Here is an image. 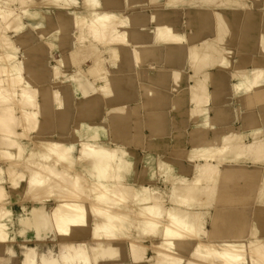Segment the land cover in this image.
Here are the masks:
<instances>
[{"label":"bare ground","instance_id":"obj_1","mask_svg":"<svg viewBox=\"0 0 264 264\" xmlns=\"http://www.w3.org/2000/svg\"><path fill=\"white\" fill-rule=\"evenodd\" d=\"M148 2L151 13L138 11ZM180 8L189 30L176 24ZM254 10L246 0H0V246L17 221L10 203L20 202L19 234L61 243L40 264H264V8ZM99 47L119 59L118 72L103 77L96 58L89 72L106 80L75 81L70 68ZM144 67L152 73L142 83ZM212 67H230L234 82ZM229 87L239 127L222 102ZM170 111L188 115L191 131L172 130ZM141 126L151 134L139 160ZM172 146L176 158L163 159ZM158 174L170 185L167 207L165 192L146 185ZM39 257L26 247L23 263Z\"/></svg>","mask_w":264,"mask_h":264},{"label":"crops","instance_id":"obj_2","mask_svg":"<svg viewBox=\"0 0 264 264\" xmlns=\"http://www.w3.org/2000/svg\"><path fill=\"white\" fill-rule=\"evenodd\" d=\"M247 1V4L248 6L251 8V9H255L254 11L258 12L260 9L264 8V0H246ZM250 2V3H249ZM256 4H255V3ZM150 2L146 3V6H145V9L144 8H139L138 11H140L141 13H146V14H149L151 13V3L149 4ZM261 3V4H260ZM217 12H222L223 9L221 7H216L215 8ZM51 12H55L56 10L55 9H50ZM178 12H181L182 11V14H183V17H184V20L181 21V19H176V24L178 25H181V28L183 30H189L186 26V21H187V16H186V12H187V9L185 8H180L177 10ZM181 21V22H180ZM150 26H153V23H149ZM216 33V31L214 30V32H210L206 37H211V36H214ZM227 47H233L234 49H236L235 46H232L230 44H226ZM70 47H69V51H70ZM62 54V52H55L52 57L54 58L55 56V59L52 58V62L53 60L56 61V59ZM248 54V53H247ZM113 55V56H112ZM249 55H252V53H249ZM239 54L237 51H234L233 54H230V60L232 63L236 62L238 59H239ZM96 58H102L105 60V72L108 71V74H103V77H110L111 74L113 73H116L118 72V67H119V59H117L116 57H114V54L111 53V52H107L106 50L104 51V48H98L97 51L95 53H86L84 54V56L82 57V55L80 56V59L78 60V63L77 64H74L71 68H70V71L75 74L78 79L83 77L86 81H90L92 82L93 84H96V85H100L101 83H103L106 78L104 79H101V78H95V76L91 75L90 72H89V69L91 68V66L95 63L94 60ZM90 59V60H89ZM108 65V66H107ZM151 68L150 67H144L142 70H141V73L139 74V81L140 82H148V75L150 73V70ZM183 71L185 72L186 74V79H185V86H189L191 85L192 83V80H191V75H192V70L189 66V64H186L182 67ZM191 71V72H190ZM210 71L213 72V73H223L225 74L226 76H228L227 78V81H228V84H231L233 81V78L231 77L230 73H231V68H219V67H212L210 68ZM84 73V74H83ZM152 73V72H151ZM150 73V75H151ZM210 89H213L212 86H210ZM171 95L174 94L173 92H169ZM223 99V104L224 105H227L229 106L231 103H234V101L236 99H238V97L236 95H233L232 93V90H231V87L228 88L227 92L223 95L222 97ZM135 103V102H134ZM188 109L191 107V103H188L187 106ZM108 108V105L105 106V109ZM169 119H171V122H170V128H174L172 130H175V126L176 124L174 123L175 121V117L177 119V122H178V128H186L188 126H190V123H194V121L188 116V115H177L174 111H170L169 112ZM144 118V119H143ZM143 120H146L147 119V116L145 114H143V117H142ZM189 120V121H188ZM98 122H101V120L99 119ZM190 122V123H189ZM229 123L233 124L234 121L230 119ZM239 127V126H238ZM144 128H147V130L149 131V133L151 134V131L148 127H143ZM135 149L137 147V145L133 146ZM143 147V148H142ZM138 148V147H137ZM138 150V149H136ZM141 152H143L144 154L141 156V158L145 155V153L148 151V149L146 148V145H142L141 148L139 149ZM170 150V149H169ZM168 150V151H169ZM165 155V154H164ZM164 155H162L164 157ZM168 159H171V158H168ZM184 163V165H186L187 167H189V169H191V162L189 159H186V160H183L182 161ZM186 163V164H185ZM248 166H250L251 168H253V165L252 164H249ZM189 171V170H188ZM51 204V203H50ZM49 203L47 204V207L49 209ZM29 207H31V205L29 204ZM219 207H222V205H219ZM230 207V204L227 205L225 207V209H229ZM248 208V207H247ZM216 209L217 207H212L210 208V216L208 217V229H212L213 226H212V223L211 222V217L212 215L216 212ZM243 209V207H242ZM249 209V208H248ZM253 209V208H252ZM252 209H249V213L251 214V210ZM13 211H14V214H13V218L16 221V223L13 225V227L11 228V242H6V244L4 246H0V250H2V252L0 253V258H3L5 255L6 258H10L11 261H10V264H24L23 263V259H24V251L26 249V247H37L38 248V251L40 253V257L38 259L39 261V264L41 263L42 261V257L41 255H44V256H49L51 254L53 255H56V256H59L60 255V251H61V243L58 241L55 233H51L49 236H46L45 238L43 239H38L37 238V235H36V232L35 230L33 229H30V230H27L25 234H19V224H18V217L20 214H22L24 211H22L21 213L19 212H16L13 208ZM16 242V243H15ZM86 242L88 243V248L90 249L91 246H92V241L90 238H88V240H86ZM149 242V241H148ZM16 244V245H15ZM13 248L15 250V252H18L14 255H12L14 258H12L11 254H9L8 252L6 253V249L8 248ZM150 253H148L150 256L153 255V251L150 250L149 251ZM3 256V257H2ZM4 257V258H5ZM130 257L127 256L126 259L124 260V264H130ZM101 264H112L111 261H102ZM144 264H149L148 262H144Z\"/></svg>","mask_w":264,"mask_h":264},{"label":"rangeland","instance_id":"obj_3","mask_svg":"<svg viewBox=\"0 0 264 264\" xmlns=\"http://www.w3.org/2000/svg\"><path fill=\"white\" fill-rule=\"evenodd\" d=\"M183 14H182V11L181 12H177L176 13V19H181V21H183L184 20V17L182 16ZM180 21V22H181ZM179 25V24H178ZM180 27H181V25H179ZM11 34V33H10ZM11 35H13V34H11ZM38 35H39V32H38V30H34V32L31 34V37H32V39H33V41H35V42H37V40H38ZM14 37H15V35H13ZM13 37V38H14ZM16 38V37H15ZM23 47L21 46V48H20V57H22L23 56ZM61 54V53H60ZM52 55H48V54H45L44 55V61H43V64H44V66H45V68H47V69H50L51 67H52V64L53 63H55L56 61L55 60H53V62H52ZM53 59H55V56H54V58ZM48 71H50V70H47V72ZM105 74H108V71H106L105 72ZM107 77V76H106ZM78 80V77H77V79H75V81H77ZM235 104V105H234ZM239 105H240V99L238 98V99H236V101H234V103H231L229 106L232 108V114H231V120H233L234 121V123H233V125H235L236 127H238V126H240L241 125V119H240V111H239ZM237 107V108H236ZM143 115V114H142ZM143 117V116H142ZM144 119V118H143ZM72 121L73 120H71L70 122H69V125L71 126L73 123H72ZM236 122V123H235ZM193 126H194V123H190V126H188V127H186V130L189 132V131H191V129L193 128ZM143 126H141L140 128L142 129V131L144 132V139H143V141H142V143H139L138 145H137V147H136V149H138L137 150V152H138V158H139V160H141V156L144 154L143 152H141L139 149L141 148V146L142 145H145L148 141H149V139H150V133H149V131L147 130V128H142ZM178 127V124H176V126H175V129H178L177 128ZM189 128V129H188ZM172 129H174V128H172ZM187 141V143L185 142V145H186V149H190L191 148V144H190V141H189V139L187 138L186 139ZM142 144V145H141ZM136 144H134V145H132V146H135ZM188 147V148H187ZM172 149V150H171ZM171 152H170V150L169 151H167L166 152V154L167 155H164V157H163V159H168V158H171V159H175L176 158V155H175V153H176V151H175V147L174 146H172L171 147ZM175 151V153H174V151ZM172 153V154H171ZM175 155V156H174ZM186 159H188V158H184V157H182V160H186ZM139 168L140 169H142L143 168V164L141 163V161L139 162ZM193 169H190V171H187L186 172V174L189 176V177H191L192 175H193V171H192ZM192 172V173H191ZM159 176H157L156 178H155V180H154V182H146L145 184L146 185H152L154 188H156V189H158V190H161V191H163V192H165V199H164V206H169L170 205V201H167V199H168V196H169V187H170V185H168V184H166L165 183V181H164V177H162L163 175H160V174H158ZM162 182V183H161ZM159 183V184H158ZM168 190V191H167ZM168 195V196H167ZM169 200V199H168ZM167 202V203H166ZM11 204V206H13V208H14V210L16 211V212H22L23 211V206H22V204L20 203V202H13V203H10ZM31 206L33 205V203H29ZM22 206V207H21ZM49 208H50V206H51V204L49 203ZM254 207V202H252V203H250V205L248 206V208L249 209H252ZM248 209V210H249ZM248 212H250V211H248ZM209 216H210V214H209ZM208 224L209 223H207V227H208ZM43 235V234H42Z\"/></svg>","mask_w":264,"mask_h":264}]
</instances>
